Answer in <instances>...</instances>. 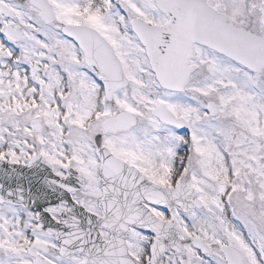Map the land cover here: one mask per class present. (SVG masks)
I'll list each match as a JSON object with an SVG mask.
<instances>
[{"label":"snow or ice","instance_id":"obj_1","mask_svg":"<svg viewBox=\"0 0 264 264\" xmlns=\"http://www.w3.org/2000/svg\"><path fill=\"white\" fill-rule=\"evenodd\" d=\"M0 264H264V0H0Z\"/></svg>","mask_w":264,"mask_h":264}]
</instances>
